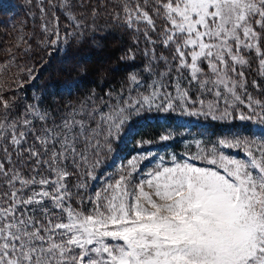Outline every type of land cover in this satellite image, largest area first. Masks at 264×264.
<instances>
[{
  "label": "snow or ice",
  "instance_id": "6c2138e0",
  "mask_svg": "<svg viewBox=\"0 0 264 264\" xmlns=\"http://www.w3.org/2000/svg\"><path fill=\"white\" fill-rule=\"evenodd\" d=\"M48 3L52 19L41 28L53 38L45 45L64 40L59 8L74 25L68 35L83 36L82 25L97 31L105 16L122 21L143 36L146 60L126 87L63 114L35 104L15 114L0 96V264H264V99L248 91L244 71L254 53L264 76V0ZM37 6L47 13L44 0ZM14 8L0 0V14ZM126 59H136L132 48ZM160 116L243 127L215 143L192 138L194 155L172 156L134 181L146 155L138 153L89 193L104 158L125 141L151 144L139 125ZM171 139L168 130L159 136Z\"/></svg>",
  "mask_w": 264,
  "mask_h": 264
},
{
  "label": "trees",
  "instance_id": "16d2710c",
  "mask_svg": "<svg viewBox=\"0 0 264 264\" xmlns=\"http://www.w3.org/2000/svg\"><path fill=\"white\" fill-rule=\"evenodd\" d=\"M27 1L13 0L15 8L6 15L0 14V65L12 57L7 56V48L12 41L9 30L17 19L25 36L19 48H11L15 54L14 62L17 63L16 65L31 67L33 72L31 76L34 77L30 80L29 73H27L21 78L23 81L21 86H19L20 77L16 80L17 83L16 81L4 82L0 86V96L12 104L15 114L23 112L27 106L32 104H35L41 112L63 114L66 109L78 107L84 98L92 95L105 96V93L118 89L126 84L128 74L142 69L146 60L143 55L146 42L141 34L121 26L122 21H113L111 16H105L98 21L97 31L93 32L82 25L85 32L83 36L75 33L68 35V33H73L74 25L56 8V14L60 18V33L64 40L56 46L45 45L44 41L53 37L46 36L41 26L52 19L53 9L48 0H44V7L48 11L42 14L37 6L39 0H32L31 3ZM52 2L58 4L57 0H52ZM111 10L110 8L109 11ZM88 23L91 21L89 20ZM136 38L139 39V44L134 43ZM26 46L29 48L27 52H25ZM157 47L159 50L160 46ZM129 48L134 50L136 56L134 61L126 59ZM101 54H104L107 59L105 70H101L99 66V55ZM246 55L252 57L251 68L244 69L248 91L254 97L264 99V76L259 74L258 62L255 60L254 53ZM204 67L207 71V66ZM252 80L259 83V91L252 87ZM239 107L243 108L242 105ZM192 119L196 121L192 129L205 133L211 131V134L217 135L222 129L225 132H235L243 127L242 122L238 120L224 123L213 122L203 117H192ZM160 126L162 125L156 120L153 124L146 122L141 134L149 128L154 129Z\"/></svg>",
  "mask_w": 264,
  "mask_h": 264
},
{
  "label": "rangeland",
  "instance_id": "374dc122",
  "mask_svg": "<svg viewBox=\"0 0 264 264\" xmlns=\"http://www.w3.org/2000/svg\"><path fill=\"white\" fill-rule=\"evenodd\" d=\"M57 1L59 4L60 0ZM27 3H30L29 0L27 1ZM58 10L64 17H66L61 9L58 8ZM15 20L16 21L14 22L12 28H9V32H11L12 41L10 42V45L7 48V56H9V49L16 47L15 45L17 40L20 37L25 36V32H22L20 23L17 21V19ZM21 43L22 40L20 41V44ZM12 60L13 58L9 57L7 60H5V63L3 65H0V86H2L4 82H15L16 80H18V77H20L19 86H21V84L23 83L21 78L25 77V75L29 73L28 69H31V67L29 66L24 67L21 64L16 65V62L9 63ZM99 66L101 70H105L107 68V59L104 54L99 55ZM6 67H8L9 69H7ZM17 82L18 81H16V83ZM124 87H126V84L120 86L116 90L114 89L111 92L116 93ZM83 100L85 101L86 98H84ZM185 117L160 116L158 118L142 121L139 125L141 131L146 125V122H151L153 124L156 120L160 125H162L160 127H155L154 129L149 128L145 133L141 134L144 138L151 140L152 143L144 145L143 147H138L135 141H125L124 143L120 144L112 154L104 158V163L96 170V179L88 181L90 185L88 192L91 193L94 190H98L102 188L106 180L116 178L121 168L126 167L127 161L132 157H136L138 153L146 155H142L139 157L140 163L138 164V170L134 174V181H139L140 179L145 178L146 173L154 169L157 164L163 166H170L172 156H175L177 158V161L182 163L188 158L189 155H194L197 152V149L194 147V145L192 147H188V144L191 142L192 138H199L201 134H203V139L205 141L211 139L215 143L218 141L219 138L226 137L230 133H235L225 132V130L223 129L218 135L211 134V131H208L207 133L203 131L201 132L196 129H192V126L196 124V121H194L192 117ZM165 130L172 132L173 139L167 142H161L159 140V136L163 134ZM223 151L225 152V154L230 155L232 157L244 158L241 151H237L234 149H224ZM160 157H164V159L161 160ZM191 162L196 164L197 166H209L206 164V162H202L200 160H192ZM85 207L87 208L88 206L85 205Z\"/></svg>",
  "mask_w": 264,
  "mask_h": 264
}]
</instances>
